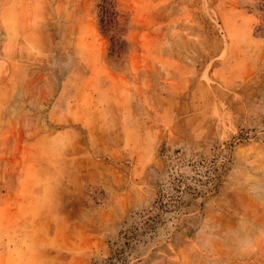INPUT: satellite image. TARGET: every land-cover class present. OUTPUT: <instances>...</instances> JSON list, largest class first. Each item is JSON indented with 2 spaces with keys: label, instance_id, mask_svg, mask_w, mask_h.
I'll return each mask as SVG.
<instances>
[{
  "label": "rangeland",
  "instance_id": "rangeland-1",
  "mask_svg": "<svg viewBox=\"0 0 264 264\" xmlns=\"http://www.w3.org/2000/svg\"><path fill=\"white\" fill-rule=\"evenodd\" d=\"M114 1L0 0V264H264V0Z\"/></svg>",
  "mask_w": 264,
  "mask_h": 264
},
{
  "label": "trees",
  "instance_id": "trees-1",
  "mask_svg": "<svg viewBox=\"0 0 264 264\" xmlns=\"http://www.w3.org/2000/svg\"><path fill=\"white\" fill-rule=\"evenodd\" d=\"M116 5L114 0H101V3L99 4V24H100V29L104 34H109V31H112L118 27V12L116 10ZM264 28V27H263ZM112 41L116 42L117 44H122L125 42L124 40L121 39V37H118L116 35H113L111 37ZM166 150V143H163V146L161 148V153L163 154L164 151ZM208 179L212 182L216 179H212L210 176ZM181 182H185V180H180ZM182 200V192L179 191V194L174 196V195H167L163 194V196L157 200V202L160 205V208L163 207H169L173 205H177L181 202Z\"/></svg>",
  "mask_w": 264,
  "mask_h": 264
}]
</instances>
